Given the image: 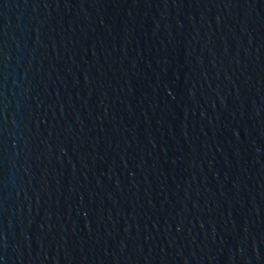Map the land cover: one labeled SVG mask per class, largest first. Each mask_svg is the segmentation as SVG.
<instances>
[{"label":"water","instance_id":"water-1","mask_svg":"<svg viewBox=\"0 0 264 264\" xmlns=\"http://www.w3.org/2000/svg\"><path fill=\"white\" fill-rule=\"evenodd\" d=\"M0 264H264V0H0Z\"/></svg>","mask_w":264,"mask_h":264}]
</instances>
